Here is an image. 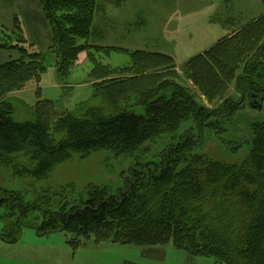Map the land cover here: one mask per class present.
Returning a JSON list of instances; mask_svg holds the SVG:
<instances>
[{"label": "trees", "instance_id": "1", "mask_svg": "<svg viewBox=\"0 0 264 264\" xmlns=\"http://www.w3.org/2000/svg\"><path fill=\"white\" fill-rule=\"evenodd\" d=\"M38 1L51 30L58 78H67L78 54L85 51L93 64L88 75L94 94L103 104L74 115L57 110L51 100L38 99L34 120L15 121L6 95L29 81L38 84L46 69L42 52L22 49L20 59L0 64V167L41 180L74 153H130L163 133H172V142L159 161L147 163L148 172L130 170L114 192L89 184L79 204L65 201L51 208L52 198L65 195L67 188L27 202L20 193L0 187V240L16 243L23 228H33L38 234L70 232L74 247L90 238L137 246L171 241L191 255L213 256L224 264H264V122L252 125V145L239 164L192 153L190 133L176 136L190 115L202 130L214 126L212 116L232 113L236 104L231 102L230 84L238 93L249 94L246 98L264 95V10L180 66L196 86L195 95L173 79L176 64L166 53L91 44L97 0ZM260 2L264 7V0ZM19 22L14 15L18 30ZM5 29L0 25L4 35ZM19 40L24 42L23 35ZM6 47L12 46L0 45ZM111 51L127 53L131 64L113 68L99 61L100 53ZM167 87H172L169 96L162 93ZM202 97L223 101L210 108Z\"/></svg>", "mask_w": 264, "mask_h": 264}, {"label": "rangeland", "instance_id": "2", "mask_svg": "<svg viewBox=\"0 0 264 264\" xmlns=\"http://www.w3.org/2000/svg\"><path fill=\"white\" fill-rule=\"evenodd\" d=\"M240 1L122 0L115 3L112 0H97L90 43L129 51L166 53L173 57L176 64L177 75L173 79L196 95V86L191 79L184 77L180 66L191 57L203 54L220 38L227 37L231 31L248 22L249 18L251 20L258 16L251 10V0H247L248 9L239 7ZM38 3V0H0V25L6 28L7 33L4 35L0 32V45L6 43L12 46L0 48V63L20 59L24 55L22 49L29 53L40 51L46 60V69L38 84L29 81L19 92L6 95V101L13 106L12 118L18 122L34 120L33 107L38 99H50L57 110L74 115H81L90 107L101 106V96L93 94V82L88 75L93 64L87 60L85 51L78 54L70 75L58 80L56 58L50 48L51 30L40 14ZM217 4H226L228 8ZM24 12L30 16L27 17ZM17 13L20 22L24 21L22 30L13 25L14 14ZM240 13L245 15L238 17ZM20 35H23L24 42L19 40ZM98 58L113 68L131 64L130 56L120 51L102 52ZM87 81L91 83L87 84ZM229 91L231 102L236 104L232 113L225 111L222 115L212 116L209 121L214 126L203 127L202 130L197 128L190 115L180 123L176 136L190 133L192 153L239 164L250 151L252 125L264 122V95L261 96L259 109L252 106L250 98L238 93L233 84L229 85ZM162 93L169 96L172 87H167ZM202 99L210 108L219 107L223 101ZM135 111L143 113L139 108ZM170 136L163 133L145 141L139 149L119 155L102 149L86 156L74 153L68 160L55 165L50 175L41 180L30 174H19L14 169L0 167V187L20 193L27 202L36 200L46 191L67 188L65 195L52 198L51 208L56 209L65 201L69 205L79 204L80 196H85L84 188L89 184L105 186L114 192L123 186L130 170L148 172L147 163L159 161L163 150L172 142ZM3 225L4 221L0 219V232ZM73 237L70 232L38 234L33 228H23L17 243L6 244L0 240V264H224L213 256L191 255L175 248L171 241L163 246H137L95 242L90 238L74 247L69 242Z\"/></svg>", "mask_w": 264, "mask_h": 264}, {"label": "crops", "instance_id": "3", "mask_svg": "<svg viewBox=\"0 0 264 264\" xmlns=\"http://www.w3.org/2000/svg\"><path fill=\"white\" fill-rule=\"evenodd\" d=\"M252 1V4H251V10H252V12H253V14L255 15V16H257V15H259L261 12H263V7L261 6V4H260V0H251ZM38 5H39V3H38ZM219 5H221L222 7H226V8H228L227 7V5L226 4H217V6H219ZM239 7H241V8H246V9H248L249 8V2L247 1V0H241L240 1V4H239ZM39 8H40V6H39ZM20 12L22 13V10H20ZM26 15H27V17L28 16H30L29 14H28V12H24ZM40 14H42L41 13V11H40ZM14 15H16V14H14ZM242 15H245V13H240L239 14V16L238 17H242ZM16 16H18V18H19V13H17V15ZM43 16V15H42ZM237 17V18H238ZM254 17V16H253ZM209 20V19H208ZM250 20V18L247 20V21H249ZM18 21V20H17ZM20 21V20H19ZM210 21V20H209ZM44 22V21H43ZM22 23L24 24V21H22V22H19L18 24L20 25V27L22 26ZM220 24V23H219ZM20 30H22V28L20 29ZM234 31V30H233ZM233 31H231L229 34H231ZM163 53V52H162ZM10 61V60H9ZM7 62V61H6ZM3 63H5V62H3ZM1 64V63H0ZM56 71V70H55ZM56 76H57V73H56ZM57 78H58V76H57ZM58 80H59V78H58ZM93 82V81H92ZM87 84H89V83H91V82H89V81H87L86 82ZM92 89L94 90V87L92 86ZM15 92H19V91H15ZM93 94H94V92H93ZM95 95V94H94ZM47 99V98H46ZM48 100H50V99H48ZM52 101V100H51ZM20 238V237H19ZM19 240V239H18ZM2 242V241H1ZM18 242V241H17ZM16 242V243H17ZM2 243H4V242H2Z\"/></svg>", "mask_w": 264, "mask_h": 264}, {"label": "flooded vegetation", "instance_id": "4", "mask_svg": "<svg viewBox=\"0 0 264 264\" xmlns=\"http://www.w3.org/2000/svg\"><path fill=\"white\" fill-rule=\"evenodd\" d=\"M243 95H245V96H247V95H249V94H243ZM251 97H249L250 98V103L252 104V103H256L255 102V100H257L258 102L260 101V99H261V96H259L258 94H256L255 96H252V95H250Z\"/></svg>", "mask_w": 264, "mask_h": 264}, {"label": "water", "instance_id": "5", "mask_svg": "<svg viewBox=\"0 0 264 264\" xmlns=\"http://www.w3.org/2000/svg\"><path fill=\"white\" fill-rule=\"evenodd\" d=\"M242 94H243V93H242ZM261 100H262V99H261ZM261 100H260V101H261ZM260 101L258 102L257 100H255L256 103H253L252 106H253L254 108H259V109H260V108H261Z\"/></svg>", "mask_w": 264, "mask_h": 264}]
</instances>
